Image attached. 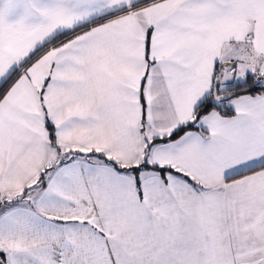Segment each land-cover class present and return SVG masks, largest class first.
<instances>
[{
	"label": "snow or ice",
	"instance_id": "obj_1",
	"mask_svg": "<svg viewBox=\"0 0 264 264\" xmlns=\"http://www.w3.org/2000/svg\"><path fill=\"white\" fill-rule=\"evenodd\" d=\"M0 264H264V0H0Z\"/></svg>",
	"mask_w": 264,
	"mask_h": 264
}]
</instances>
